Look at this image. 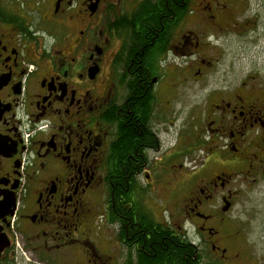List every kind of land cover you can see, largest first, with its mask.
I'll return each instance as SVG.
<instances>
[{
  "label": "flooded vegetation",
  "instance_id": "1",
  "mask_svg": "<svg viewBox=\"0 0 264 264\" xmlns=\"http://www.w3.org/2000/svg\"><path fill=\"white\" fill-rule=\"evenodd\" d=\"M263 179L264 0H0V264H264L231 216Z\"/></svg>",
  "mask_w": 264,
  "mask_h": 264
},
{
  "label": "rangeland",
  "instance_id": "2",
  "mask_svg": "<svg viewBox=\"0 0 264 264\" xmlns=\"http://www.w3.org/2000/svg\"><path fill=\"white\" fill-rule=\"evenodd\" d=\"M229 44L227 38L225 43L220 44L222 53L218 52L216 55L217 59L214 61L213 70L206 74L204 78L193 80L183 90L186 115L195 110L199 115L193 120V124L198 123L197 127L201 126L203 131H206L204 123L205 96L211 90H220L227 85L239 82L249 67L248 61H253L233 54V51L228 49ZM226 83L228 84L225 85ZM204 136L206 134L201 137L202 142H204ZM193 138L194 143L200 142L195 136ZM216 152L220 153V150ZM190 157V159H187L189 168H192L193 165L197 167L203 164L204 157L202 153L196 151ZM208 168L213 171L214 169H220L221 166L216 161H211ZM231 216L237 218L238 226L246 227L243 236L251 244V248L257 252L261 251L264 248V179L252 189L244 186L240 187L238 203L235 205Z\"/></svg>",
  "mask_w": 264,
  "mask_h": 264
}]
</instances>
